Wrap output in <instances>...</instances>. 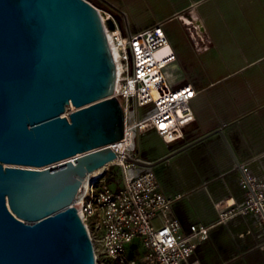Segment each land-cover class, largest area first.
<instances>
[{
    "label": "water",
    "instance_id": "95a60500",
    "mask_svg": "<svg viewBox=\"0 0 264 264\" xmlns=\"http://www.w3.org/2000/svg\"><path fill=\"white\" fill-rule=\"evenodd\" d=\"M121 86L88 0H0V264H96L81 201L70 205L116 157Z\"/></svg>",
    "mask_w": 264,
    "mask_h": 264
},
{
    "label": "crops",
    "instance_id": "0c3cea01",
    "mask_svg": "<svg viewBox=\"0 0 264 264\" xmlns=\"http://www.w3.org/2000/svg\"><path fill=\"white\" fill-rule=\"evenodd\" d=\"M204 1L175 0L177 10L138 31L157 23L164 29L177 18L206 38L197 51L206 49L209 69L219 68V54L225 68L252 69L241 72L239 79L192 83L198 93L191 103L194 120L188 143L200 141L153 169L161 191L180 196L172 213L182 229L190 224L210 227L195 253L201 264H264V236L256 219L241 215L219 223L217 214V208L244 198L236 162L248 161L252 172L264 178V0ZM169 42L179 67V51L174 41ZM166 146L157 145L159 159L171 153Z\"/></svg>",
    "mask_w": 264,
    "mask_h": 264
},
{
    "label": "built area",
    "instance_id": "2783aa9c",
    "mask_svg": "<svg viewBox=\"0 0 264 264\" xmlns=\"http://www.w3.org/2000/svg\"><path fill=\"white\" fill-rule=\"evenodd\" d=\"M111 19L113 29L107 26ZM104 29L117 57L122 86L119 95L124 114L123 138L108 145L116 157L102 166L101 172L81 192L80 214L94 247L96 264H201L195 258L201 242L209 236V226L190 224L184 231L172 208L180 196L163 193L151 166L134 156L137 137L145 129L165 143H179L193 122L192 100L195 86L175 81L170 69L176 55L161 23L138 32L125 33L110 15ZM164 48L166 51L159 53ZM73 110V109H70ZM115 168L114 188L105 185ZM239 186L244 198L238 203L217 208L218 222L235 216L252 215L264 236V178L256 176L249 162H236ZM87 178V177H86ZM101 187V189H100ZM138 239L141 255L127 246ZM110 259L109 263L104 258Z\"/></svg>",
    "mask_w": 264,
    "mask_h": 264
},
{
    "label": "rangeland",
    "instance_id": "374dc122",
    "mask_svg": "<svg viewBox=\"0 0 264 264\" xmlns=\"http://www.w3.org/2000/svg\"><path fill=\"white\" fill-rule=\"evenodd\" d=\"M100 12L103 19L106 15H110L117 25L125 32L135 33L144 25L154 22L156 19L166 17L173 11L177 10V2L175 0H88ZM209 0L204 1L207 4ZM104 20V19H103ZM164 31L169 39L174 41L176 49L179 51L178 62L179 67L171 68L170 72L174 75L175 81L185 80L191 83L205 84L209 81L215 80L217 77H225L224 79L236 78L239 79L240 73L251 70L250 67L242 70L234 68H225L223 66L222 54H219L218 64L219 68L213 70L207 67V53L206 49L198 50L197 47L203 46V41L206 43L205 37H199L193 30L191 25H186L177 18L171 19L164 24ZM175 49V46H173ZM173 50V49H172ZM174 52V51H173ZM175 53V52H174ZM183 61V62H182ZM237 76V77H235ZM206 94H209L206 93ZM72 107V106H71ZM263 110V108H262ZM188 133V129H187ZM190 134L179 143L167 144V150L174 151L185 144L190 139ZM165 144V142L150 130H143L137 137V147L134 153L135 157L142 160L153 162L159 159L156 154L157 145ZM193 149H187L190 153ZM155 152V153H154ZM187 154V152L185 153ZM183 157L182 155H176ZM173 157V158H174ZM179 157V158H180ZM115 168L109 172V178L105 185L109 188H114V181L116 180ZM160 184V183H159ZM101 189V187H100ZM136 247L139 254L144 253V248L138 239H135L132 244L127 246V255L132 249ZM106 263L110 259L104 258Z\"/></svg>",
    "mask_w": 264,
    "mask_h": 264
},
{
    "label": "bare ground",
    "instance_id": "6f19581e",
    "mask_svg": "<svg viewBox=\"0 0 264 264\" xmlns=\"http://www.w3.org/2000/svg\"><path fill=\"white\" fill-rule=\"evenodd\" d=\"M99 14H100V12H99ZM100 18H101V20H102V23L104 24V23H105L104 20H103V19H104V16H103V19H102L101 14H100ZM163 50L166 51L167 48H164ZM67 108H68L69 110L72 109L71 105H68ZM92 179H93V176H87V178H86V185L83 187V189H85V187L88 186V183H89L90 181H92ZM83 189L81 190V192L83 191ZM80 196H81V194H80ZM80 196H79V198H78L77 200L73 201L72 204H71L70 206H72V205L78 203L79 200H80ZM70 206H69V207H70Z\"/></svg>",
    "mask_w": 264,
    "mask_h": 264
}]
</instances>
